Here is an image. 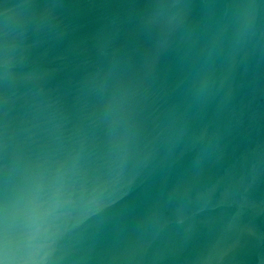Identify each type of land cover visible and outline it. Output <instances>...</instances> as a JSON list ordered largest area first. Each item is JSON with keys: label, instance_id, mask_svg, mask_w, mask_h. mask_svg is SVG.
<instances>
[{"label": "clouds", "instance_id": "obj_1", "mask_svg": "<svg viewBox=\"0 0 264 264\" xmlns=\"http://www.w3.org/2000/svg\"><path fill=\"white\" fill-rule=\"evenodd\" d=\"M0 264H264V0H0Z\"/></svg>", "mask_w": 264, "mask_h": 264}]
</instances>
